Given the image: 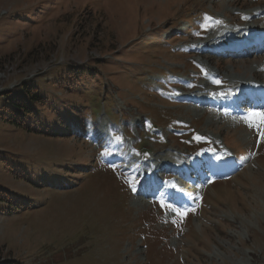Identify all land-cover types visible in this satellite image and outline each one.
I'll list each match as a JSON object with an SVG mask.
<instances>
[{
	"label": "rangeland",
	"instance_id": "1",
	"mask_svg": "<svg viewBox=\"0 0 264 264\" xmlns=\"http://www.w3.org/2000/svg\"><path fill=\"white\" fill-rule=\"evenodd\" d=\"M260 2L0 0V264H264L259 120L175 102L188 94L184 83L213 89L211 72L222 85L264 81V59L186 53L198 40L195 18H209L199 33L209 37L250 25L235 13ZM23 85L40 102L24 98ZM105 118L117 146L102 128L96 143ZM223 142L239 160L215 166L205 157L174 201L181 206L156 188L150 203L131 194V182L142 178L136 191L153 175L151 160L232 152Z\"/></svg>",
	"mask_w": 264,
	"mask_h": 264
},
{
	"label": "bare ground",
	"instance_id": "2",
	"mask_svg": "<svg viewBox=\"0 0 264 264\" xmlns=\"http://www.w3.org/2000/svg\"><path fill=\"white\" fill-rule=\"evenodd\" d=\"M260 3L262 4L264 2L261 1ZM248 18H253V16L249 15ZM262 34H263V31H261L257 26H255V27H244L241 30H236V31L222 32L220 35L217 34L216 31H213V32H211L209 38L203 42V45L205 46L203 48H205V49H207V48H212V49L232 48L233 49V48H238L241 45L242 46L247 45L248 47H251V46L254 47V46L258 45V40L260 38V35H262ZM262 54H264V52L260 51L257 53V55H259L260 58H263ZM262 67L264 68V63L262 65ZM243 81L244 82H240V83L238 81L235 82V84H234L235 90L230 91L231 95L237 93L238 97H241L243 99L248 94H250L248 90H246L242 87L243 84L250 83L249 82L250 80L247 79V80H243ZM226 88H228V87L224 86V89H226ZM191 101L192 102H196V101L201 102L200 99H197L194 97L191 99ZM157 160H162L164 165H170L171 168L169 169V172H171L173 175H176L177 177H182V175L184 174V169L190 168V166L187 162L181 163V162L176 161L175 159L169 160V159L155 158V161H157ZM199 163L200 162H198L194 166H192L193 169L197 170ZM160 164H162V162H160ZM146 167L149 168L150 163ZM146 191H147L146 189L143 190L141 188V189H139L138 193L142 196L147 197L148 193Z\"/></svg>",
	"mask_w": 264,
	"mask_h": 264
},
{
	"label": "trees",
	"instance_id": "3",
	"mask_svg": "<svg viewBox=\"0 0 264 264\" xmlns=\"http://www.w3.org/2000/svg\"><path fill=\"white\" fill-rule=\"evenodd\" d=\"M21 89H23L24 92H25L24 98L30 96V98H31V100H32L33 102H36V103L40 102L37 93H32V94H30V89H29L28 87H26V85H23V86L21 87ZM16 99H17V98H16ZM16 99L14 100V101H15L14 103H16L18 107L23 108L24 111H25V109H26L27 111H29V109L25 106V104H22V102H21L19 99H18V100H16ZM8 109L11 110L10 108H8ZM7 264H16V263H15V262H9V263H7Z\"/></svg>",
	"mask_w": 264,
	"mask_h": 264
},
{
	"label": "snow or ice",
	"instance_id": "4",
	"mask_svg": "<svg viewBox=\"0 0 264 264\" xmlns=\"http://www.w3.org/2000/svg\"><path fill=\"white\" fill-rule=\"evenodd\" d=\"M217 83H219V82L217 81ZM178 214L179 215H186V212H178Z\"/></svg>",
	"mask_w": 264,
	"mask_h": 264
}]
</instances>
